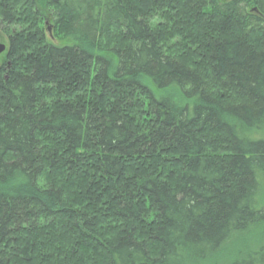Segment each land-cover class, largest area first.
<instances>
[{
	"label": "trees",
	"instance_id": "1",
	"mask_svg": "<svg viewBox=\"0 0 264 264\" xmlns=\"http://www.w3.org/2000/svg\"><path fill=\"white\" fill-rule=\"evenodd\" d=\"M0 31V264H219L254 230L229 264H264V0H0Z\"/></svg>",
	"mask_w": 264,
	"mask_h": 264
},
{
	"label": "rangeland",
	"instance_id": "2",
	"mask_svg": "<svg viewBox=\"0 0 264 264\" xmlns=\"http://www.w3.org/2000/svg\"><path fill=\"white\" fill-rule=\"evenodd\" d=\"M52 26H54V21L52 19V16L49 15V17L46 20V34L50 41H52L54 44L59 45L61 44V41L54 38L53 36L54 29ZM7 43H8V38L5 35V32L3 33L2 31H0V45L7 46ZM3 59H4V54L2 53L0 55V60ZM258 136H259L258 138L264 140V131H262ZM261 196L263 198V203H264V187L262 189ZM253 233H254V235L252 234L253 237L251 234H249L248 236L246 235L244 236V238H241V240H237L232 246H228L227 248L225 247L224 251L220 253V256H222L223 258H221L219 264H229V262H232V259H238L239 258L238 256L240 254H247L248 252L254 251L255 249L254 238L257 235V231L254 230ZM250 236L252 239H250Z\"/></svg>",
	"mask_w": 264,
	"mask_h": 264
},
{
	"label": "water",
	"instance_id": "3",
	"mask_svg": "<svg viewBox=\"0 0 264 264\" xmlns=\"http://www.w3.org/2000/svg\"><path fill=\"white\" fill-rule=\"evenodd\" d=\"M5 50H6V46H4V45H0V55H1L2 53H4Z\"/></svg>",
	"mask_w": 264,
	"mask_h": 264
}]
</instances>
